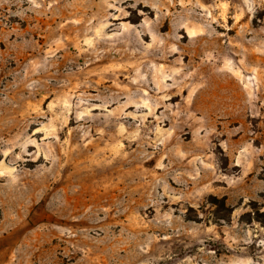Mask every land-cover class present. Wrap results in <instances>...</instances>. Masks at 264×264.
Listing matches in <instances>:
<instances>
[{
    "label": "rangeland",
    "instance_id": "1",
    "mask_svg": "<svg viewBox=\"0 0 264 264\" xmlns=\"http://www.w3.org/2000/svg\"><path fill=\"white\" fill-rule=\"evenodd\" d=\"M0 264H264V0H0Z\"/></svg>",
    "mask_w": 264,
    "mask_h": 264
},
{
    "label": "trees",
    "instance_id": "2",
    "mask_svg": "<svg viewBox=\"0 0 264 264\" xmlns=\"http://www.w3.org/2000/svg\"><path fill=\"white\" fill-rule=\"evenodd\" d=\"M1 213H2V212H1V209H0V217H1Z\"/></svg>",
    "mask_w": 264,
    "mask_h": 264
}]
</instances>
